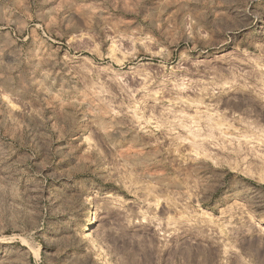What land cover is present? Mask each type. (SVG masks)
I'll use <instances>...</instances> for the list:
<instances>
[{"label": "rangeland", "instance_id": "1", "mask_svg": "<svg viewBox=\"0 0 264 264\" xmlns=\"http://www.w3.org/2000/svg\"><path fill=\"white\" fill-rule=\"evenodd\" d=\"M0 264H264V0H0Z\"/></svg>", "mask_w": 264, "mask_h": 264}, {"label": "bare ground", "instance_id": "2", "mask_svg": "<svg viewBox=\"0 0 264 264\" xmlns=\"http://www.w3.org/2000/svg\"><path fill=\"white\" fill-rule=\"evenodd\" d=\"M163 166H165V165H163ZM164 180H165V179H164ZM96 217H97V216H95V214H91L90 216H88V217L86 218V220H85V227H86V228L90 227V226L94 223ZM71 219H72V216L70 217L69 220H71Z\"/></svg>", "mask_w": 264, "mask_h": 264}]
</instances>
